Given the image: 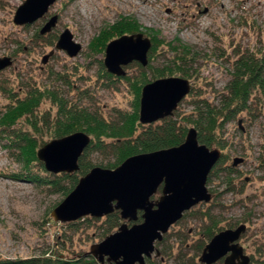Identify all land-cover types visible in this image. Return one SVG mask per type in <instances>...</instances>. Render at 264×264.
Returning <instances> with one entry per match:
<instances>
[{"label": "rangeland", "instance_id": "1", "mask_svg": "<svg viewBox=\"0 0 264 264\" xmlns=\"http://www.w3.org/2000/svg\"><path fill=\"white\" fill-rule=\"evenodd\" d=\"M23 2L0 0V58L9 56L13 60L0 70V113L11 98L23 97L35 88L53 90L69 104L88 108L109 120L116 111L130 110L133 94L128 82L108 79L103 73L104 51L90 47L92 39L121 16L136 19L167 41L178 38L188 45L189 63L196 76L191 82L192 95L200 93L216 105L231 78L237 55L255 53L264 45V0H56L46 18L16 25L13 16ZM51 15L58 16L55 27L40 34L39 29ZM65 29L72 34V41L81 45L73 57L55 48ZM45 55L49 56L42 64ZM168 56L166 48L159 47L152 65H161ZM135 63L124 67L127 75L137 74ZM192 100L187 96L179 103L176 113L180 119L192 110ZM38 111L52 117L56 108L46 99ZM27 127L21 121L14 129ZM221 136L226 160L223 167L230 166L235 156L244 161L230 176H225L224 170L211 175L207 183L215 194L211 202L193 206L163 234L156 245L163 260L158 257L156 264H198L201 251L196 248L206 240L202 232L209 224L207 215L220 227L245 223L239 243L250 256L249 264L264 263V170L258 162L264 143L263 99L253 98L248 111L224 124ZM42 139L52 140L47 135ZM6 143L0 128V261L53 253L65 260L93 264L90 246L116 231L123 220L108 233L105 216H84L72 226L54 222L50 211L65 196L29 181V172L42 178L52 176L42 171L39 160L25 165L19 151L5 147ZM88 159L94 165L112 162L110 154L100 152H92ZM228 180L231 186L226 184ZM159 196L160 191L152 199Z\"/></svg>", "mask_w": 264, "mask_h": 264}, {"label": "water", "instance_id": "2", "mask_svg": "<svg viewBox=\"0 0 264 264\" xmlns=\"http://www.w3.org/2000/svg\"><path fill=\"white\" fill-rule=\"evenodd\" d=\"M56 0H24L17 7L13 22L16 25L32 24L42 18ZM57 23V15L50 17L39 29L49 33ZM151 40L142 32L123 34L107 42L103 65L107 72L124 76V66L137 62L143 67L148 63L147 54ZM55 48L65 50L73 57L81 45L72 41L68 29L62 31ZM49 55L43 56L44 64ZM9 56L0 58V70L9 67ZM188 79L169 76L146 83L139 100L138 119L141 124L154 123L171 116L181 100L190 91ZM90 137L77 131L52 139L36 152L46 171L57 174L78 170V159L88 146ZM221 156L218 148L200 144L196 131L190 127L182 143L153 152L138 153L124 159L114 168L93 166L79 177L71 191L50 211L54 222L66 223L84 216L103 217L118 210L121 219L141 221L130 226L121 223L117 230L90 246V253L99 262L104 257L114 264H144V258L154 252L159 255L155 241H159L170 226L185 211L200 202H208L211 194L206 187L207 176ZM243 161L234 157L232 165ZM161 187L156 200L151 197ZM246 230L241 223L235 228L219 231L204 245L198 258L199 264H213L223 259V264H249L239 238Z\"/></svg>", "mask_w": 264, "mask_h": 264}, {"label": "trees", "instance_id": "3", "mask_svg": "<svg viewBox=\"0 0 264 264\" xmlns=\"http://www.w3.org/2000/svg\"><path fill=\"white\" fill-rule=\"evenodd\" d=\"M137 32L147 34L151 40L146 67L135 63L138 68L137 74H126L124 77H115L106 71L103 72L110 80L118 78L128 82L133 94L130 110L116 111L115 117L109 120L95 111H90L88 108L69 104L53 90L35 88L27 91L23 97L11 98V102L0 113V128L7 139L4 146L7 148L15 147L25 165L30 162H38L36 152L42 145L47 143L42 139L45 135L55 139L82 131L90 137L88 146L78 159L79 168L77 171L50 174L44 169L42 162H39L42 171L52 176V178H42L29 172V175L26 176L29 181L36 185H46L48 188L66 196L73 189L79 177L93 166L114 168L124 159L134 154L177 146L183 142L190 127L195 129L200 144H204L209 148H218L222 151L221 157L210 170L207 180L210 179L213 173L218 174L221 170L227 173L225 176H230L235 172V168L232 167L231 163L230 166L223 167L226 160L223 154L224 143L222 142L221 129L226 122L233 120L243 111H248L253 98H260L264 101V45L255 53L247 52L237 55V58L233 61L231 78L225 86L224 93L220 95L218 105L204 99L200 93L192 95L193 85L191 84L190 91L186 95V97L191 96L193 98L190 113L183 115L180 119L176 113L177 106L171 116L154 123L141 124L138 119L139 100L141 89L146 83L169 76L182 77L188 79L191 83L196 76L192 73L191 63H189L191 50L188 45L182 43L178 38L167 41L159 37L157 31L142 27L136 19L130 16H121L111 25L103 28L99 35L92 39L90 47L103 52L110 40L123 34ZM161 46L166 48L170 56L168 58L164 57L165 62L161 65H152V60ZM46 99L56 108V112L52 117L38 111L40 104ZM21 121L26 122L27 129H14V126ZM92 152L110 154L112 162L94 165L88 159ZM258 162L264 170V143ZM226 184L231 186L230 180ZM207 216L209 224L203 228L202 232L206 240L202 245L197 246V251H201L212 235L223 228L216 226V221L209 215ZM120 220L118 210H114L105 216V233L117 227ZM76 223L75 220L65 224L72 226ZM91 262L100 264L94 260H91ZM0 264H80V260H65L58 254L52 253L26 259H6L0 261Z\"/></svg>", "mask_w": 264, "mask_h": 264}, {"label": "flooded vegetation", "instance_id": "4", "mask_svg": "<svg viewBox=\"0 0 264 264\" xmlns=\"http://www.w3.org/2000/svg\"><path fill=\"white\" fill-rule=\"evenodd\" d=\"M45 15H46V14H45ZM45 15L43 16L44 18H46ZM52 16H53V15H51L50 17H52ZM43 17H42V18H43ZM50 17H49V18H50ZM49 18H48V19H49ZM40 19H41V18H40ZM48 19H47V20H48ZM47 20H46V21H47ZM57 20H58V16H57ZM46 21H45V22H46ZM221 155H222V154H221ZM242 162H243V161H242ZM242 162H241V163H242ZM232 167L235 168L236 166H232ZM245 180H247V178H245ZM207 183H208V180L206 181V187H207ZM207 189H208V187H207ZM158 191H160V189H159ZM158 191H157V192H158ZM208 191L210 192V194H211V199H212V196H214L215 194L212 193V190H209V189H208ZM160 195H161V191H160ZM211 199H210V201H208V202H204V203H207V204H208L209 202H211ZM151 200H156V199H152V197H151ZM211 204H212V203H211ZM140 214H141V212L139 211V212H138V218H137V220H136L135 222H140V221H141V216H140ZM120 218H121V217H120ZM122 220H123V219H122ZM123 222H126L128 226H130L131 224L135 223L134 221H126V220H123L121 223H123ZM216 222H217V221H216ZM240 224H241V223H240ZM244 224H245V223H244ZM238 225H239V224H238ZM245 225H246V224H245ZM216 226H218V224H217ZM236 226H237V225H235V226H233V227H231V226H230V227H229V226H228V227H223L222 229L216 231L213 235H215L216 233H218V232L221 231V230H224V229H227V228H235ZM218 227H220V226H218ZM242 234H243V233H242ZM242 234H241V235H242ZM213 235H212V236H213ZM240 237H241V236H240ZM162 238H163V235H162ZM162 238H161V240H159V241H155V243H154L156 249H157L158 252H159V255H156V253L154 252L150 257H145V258H144V264H147L148 262H149L150 264H151V263L156 264V263H155V260H156L158 257L160 258V260H163V257L161 256V253H160V250H159V249L157 248V246H156V245H159V244L161 243V241L163 240ZM210 239H211V238H210ZM210 239H209V240H210ZM239 239H240V238H239ZM209 240H208V241H209ZM208 241H207V242H208ZM207 242H206V243H207ZM206 243H205V244H206ZM240 245H241V244H240ZM241 246H242V245H241ZM242 247H243V246H242ZM243 249H244V248H243ZM92 257H93V256H92ZM93 260L96 261V262H98V263H100V264H114V261H108V260H107V257H104L103 262H99V261H98L97 259H95L94 257H93ZM219 261H222V264H223V259H220ZM217 262H218V261H217ZM217 262H215V263H217ZM215 263H213V264H215ZM136 264H139V263H136ZM198 264H199V262H198Z\"/></svg>", "mask_w": 264, "mask_h": 264}]
</instances>
